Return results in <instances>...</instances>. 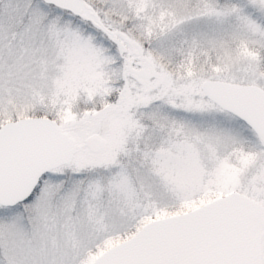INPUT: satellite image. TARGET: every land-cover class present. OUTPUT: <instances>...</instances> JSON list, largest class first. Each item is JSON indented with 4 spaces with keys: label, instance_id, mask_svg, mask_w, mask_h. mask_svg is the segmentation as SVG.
<instances>
[{
    "label": "snow or ice",
    "instance_id": "1",
    "mask_svg": "<svg viewBox=\"0 0 264 264\" xmlns=\"http://www.w3.org/2000/svg\"><path fill=\"white\" fill-rule=\"evenodd\" d=\"M0 264H264V0H0Z\"/></svg>",
    "mask_w": 264,
    "mask_h": 264
}]
</instances>
